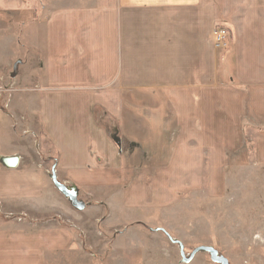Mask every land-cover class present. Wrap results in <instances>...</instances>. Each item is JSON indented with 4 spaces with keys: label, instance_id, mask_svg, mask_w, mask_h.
I'll return each mask as SVG.
<instances>
[{
    "label": "crops",
    "instance_id": "0c3cea01",
    "mask_svg": "<svg viewBox=\"0 0 264 264\" xmlns=\"http://www.w3.org/2000/svg\"><path fill=\"white\" fill-rule=\"evenodd\" d=\"M58 1L48 4L43 87L16 88L10 115L0 111V156L24 160L16 169L0 163V203L53 207V182L34 164L37 134L56 151L63 175L145 172L126 167L146 159L145 145L174 144L175 153L181 144L203 152L206 144L228 143L213 129L237 126L246 92H264V0ZM216 28L230 31L225 52L213 47ZM97 109L118 123L131 149L121 153ZM213 109L221 119H210ZM24 113L27 121H19ZM104 202L111 218L124 209L111 197ZM15 249L24 251L19 243ZM45 249L22 259L3 258V249L0 264H46Z\"/></svg>",
    "mask_w": 264,
    "mask_h": 264
},
{
    "label": "rangeland",
    "instance_id": "374dc122",
    "mask_svg": "<svg viewBox=\"0 0 264 264\" xmlns=\"http://www.w3.org/2000/svg\"><path fill=\"white\" fill-rule=\"evenodd\" d=\"M49 2L0 0V87L12 86V95L16 88L43 87ZM226 30V45L213 43L214 49H227ZM232 109L228 115L235 114ZM242 109L237 126L213 129V136H227L228 143L206 144L203 152L199 144H181L183 151L175 153L174 144L145 145L146 159L126 165L145 172L63 175L55 165L56 151L37 134L32 140L35 166L48 181L56 170L58 180L77 192L85 208H74L54 185L51 210L0 203V251L9 250L3 258H28L29 252L37 254L35 249L46 246V264H216L207 253L183 262L178 246L156 230L162 228L183 244L186 255L210 245L229 264H264V92L256 98L246 92ZM209 117L221 119L214 109ZM95 118L122 154L131 149L109 114L97 109ZM19 121H27L25 113ZM23 163L21 156L19 167ZM109 197L124 207L112 218L104 202ZM17 243L25 251L19 255L12 251Z\"/></svg>",
    "mask_w": 264,
    "mask_h": 264
},
{
    "label": "water",
    "instance_id": "95a60500",
    "mask_svg": "<svg viewBox=\"0 0 264 264\" xmlns=\"http://www.w3.org/2000/svg\"><path fill=\"white\" fill-rule=\"evenodd\" d=\"M15 66L13 68V72L11 74L12 77L15 76ZM52 182H53V185L54 187L64 196L66 197L71 205L78 209V210H81L85 207V203L81 200L78 199L77 197V192L71 188V187H66L63 183H61L59 180L56 179V176L55 174L52 175ZM157 231H162L165 233V235L168 237V239L176 244L178 246V249H179V252H180V256H181V260L183 262H189L191 261V259L194 257L195 254L197 253H207L209 255V258L210 260L213 262V263H216V264H229L228 262V259L221 255L213 246H210V245H200L198 247H195L191 253L189 255H186L185 252H184V246L183 244L171 237L169 235V233L165 230V229H162V228H157L156 229Z\"/></svg>",
    "mask_w": 264,
    "mask_h": 264
},
{
    "label": "built area",
    "instance_id": "2783aa9c",
    "mask_svg": "<svg viewBox=\"0 0 264 264\" xmlns=\"http://www.w3.org/2000/svg\"><path fill=\"white\" fill-rule=\"evenodd\" d=\"M227 30L225 28H216L212 31L213 43L218 48H223L226 45ZM12 86L4 85L0 87V111L9 113V106L12 100ZM0 163L7 168L16 169L21 164V156L18 154L0 156ZM56 170H52L51 175L55 174Z\"/></svg>",
    "mask_w": 264,
    "mask_h": 264
},
{
    "label": "bare ground",
    "instance_id": "6f19581e",
    "mask_svg": "<svg viewBox=\"0 0 264 264\" xmlns=\"http://www.w3.org/2000/svg\"><path fill=\"white\" fill-rule=\"evenodd\" d=\"M56 176V175H55ZM57 179V178H56ZM62 183V182H61ZM64 184V183H63ZM65 185V184H64ZM67 187V185H65Z\"/></svg>",
    "mask_w": 264,
    "mask_h": 264
},
{
    "label": "trees",
    "instance_id": "16d2710c",
    "mask_svg": "<svg viewBox=\"0 0 264 264\" xmlns=\"http://www.w3.org/2000/svg\"><path fill=\"white\" fill-rule=\"evenodd\" d=\"M229 33V32H228Z\"/></svg>",
    "mask_w": 264,
    "mask_h": 264
}]
</instances>
